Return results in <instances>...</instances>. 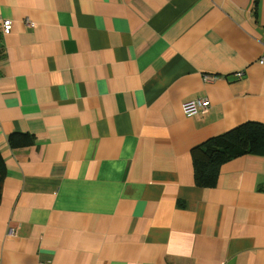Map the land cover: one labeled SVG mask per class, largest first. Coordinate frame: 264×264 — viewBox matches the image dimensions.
I'll return each mask as SVG.
<instances>
[{"label":"crops","instance_id":"0c3cea01","mask_svg":"<svg viewBox=\"0 0 264 264\" xmlns=\"http://www.w3.org/2000/svg\"><path fill=\"white\" fill-rule=\"evenodd\" d=\"M262 58L264 0H0V264H264V156L193 158L264 125Z\"/></svg>","mask_w":264,"mask_h":264},{"label":"trees","instance_id":"16d2710c","mask_svg":"<svg viewBox=\"0 0 264 264\" xmlns=\"http://www.w3.org/2000/svg\"><path fill=\"white\" fill-rule=\"evenodd\" d=\"M33 144L31 136L13 134L9 138V145L13 150L31 147ZM196 151L193 153L196 184L202 187L212 182L208 180L216 179L220 167L226 163L248 155L264 156V125H241L211 139ZM6 175L5 162L0 153V199Z\"/></svg>","mask_w":264,"mask_h":264},{"label":"built area","instance_id":"2783aa9c","mask_svg":"<svg viewBox=\"0 0 264 264\" xmlns=\"http://www.w3.org/2000/svg\"><path fill=\"white\" fill-rule=\"evenodd\" d=\"M3 27H4V31L8 32L12 29V23L10 21H6L4 22ZM261 64L262 65L264 64V58H262ZM241 76L242 74L238 75V77H241ZM205 80L211 82L215 80V78L207 76L205 77ZM210 108H211V104L208 99L193 100V101L186 102L182 105V112L186 117L193 118V117L198 116L202 112H205V113L208 112ZM20 230H21L20 225L10 224L9 226V231L11 234L13 233L16 235L20 232Z\"/></svg>","mask_w":264,"mask_h":264}]
</instances>
